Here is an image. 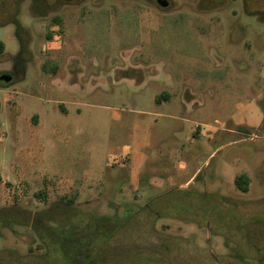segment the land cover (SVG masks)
Segmentation results:
<instances>
[{"label": "rangeland", "instance_id": "rangeland-1", "mask_svg": "<svg viewBox=\"0 0 264 264\" xmlns=\"http://www.w3.org/2000/svg\"><path fill=\"white\" fill-rule=\"evenodd\" d=\"M170 1L0 0V209L135 213L94 264H264V12ZM40 244L3 229L0 264H66Z\"/></svg>", "mask_w": 264, "mask_h": 264}, {"label": "trees", "instance_id": "trees-1", "mask_svg": "<svg viewBox=\"0 0 264 264\" xmlns=\"http://www.w3.org/2000/svg\"><path fill=\"white\" fill-rule=\"evenodd\" d=\"M4 51L5 44L0 40V54H2ZM161 96L168 97L169 95L168 93L164 92L161 94ZM234 182L238 190H240L241 192L247 193L249 191L250 180L245 174L236 176ZM152 202L153 201H149L142 208H138L133 205L129 206L137 208V211L149 210L151 213ZM133 215H135V213L129 214V217L121 225L113 219L101 218L100 221L94 222L93 226L89 230L80 234H70L66 236L52 228L49 224L50 219L54 216L52 209L44 211L42 213H38L37 215H35V217H32L30 215L25 217L21 213V210L17 207L11 209L1 208L0 232L3 229H9L14 224L30 225L40 236V245H47L48 247L52 246L53 248L55 247V251L60 254L58 256H60L61 260H63L66 264H94V260L91 256L92 246L94 244H99L100 242H107L116 234V232L123 228L125 222L128 221V219ZM45 236L50 237V239H44ZM43 239L46 241H44ZM68 250H73L74 253L69 254ZM77 252H79V254H77ZM80 256L82 257L80 258Z\"/></svg>", "mask_w": 264, "mask_h": 264}, {"label": "flooded vegetation", "instance_id": "flooded-vegetation-1", "mask_svg": "<svg viewBox=\"0 0 264 264\" xmlns=\"http://www.w3.org/2000/svg\"><path fill=\"white\" fill-rule=\"evenodd\" d=\"M158 1L159 0H154L155 4L157 6H159L160 8H162L160 6V4L158 3ZM167 1H168L169 5L166 8H162V9H168L169 7H171V5H172L171 1L170 0H167ZM240 1L242 2V10L243 11L249 10L250 3L252 2L254 4L253 10H255L257 12H264V0H240ZM199 2H198L199 4H202L204 2V0H200ZM211 2L215 3V0H211Z\"/></svg>", "mask_w": 264, "mask_h": 264}, {"label": "water", "instance_id": "water-1", "mask_svg": "<svg viewBox=\"0 0 264 264\" xmlns=\"http://www.w3.org/2000/svg\"><path fill=\"white\" fill-rule=\"evenodd\" d=\"M158 3L162 8H166L169 3L167 0H159ZM13 77L11 75H2L0 76V81H3L5 83H10L12 81Z\"/></svg>", "mask_w": 264, "mask_h": 264}]
</instances>
